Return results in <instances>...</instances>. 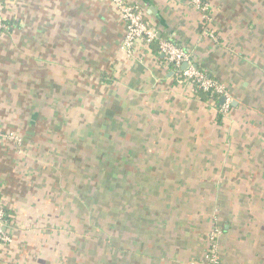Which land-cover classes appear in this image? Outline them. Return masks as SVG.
Segmentation results:
<instances>
[{
  "label": "crops",
  "instance_id": "obj_1",
  "mask_svg": "<svg viewBox=\"0 0 264 264\" xmlns=\"http://www.w3.org/2000/svg\"><path fill=\"white\" fill-rule=\"evenodd\" d=\"M129 1L230 109L158 42L129 55L111 0H2L0 264H204L215 227L221 264H264V0Z\"/></svg>",
  "mask_w": 264,
  "mask_h": 264
},
{
  "label": "built area",
  "instance_id": "obj_2",
  "mask_svg": "<svg viewBox=\"0 0 264 264\" xmlns=\"http://www.w3.org/2000/svg\"><path fill=\"white\" fill-rule=\"evenodd\" d=\"M117 7L126 25V33L123 39V49L133 55L135 49L141 43L151 45L158 41L159 54L163 55L165 62L175 68H181L182 64L187 62V67L181 72L184 81L193 83L197 90L210 91L219 97L224 96L225 100L221 104V111L226 113L231 106V96L224 84L209 76L205 71L198 68L191 60L190 52L170 39L160 38L157 29L147 18V9L141 4L130 2L129 0H111ZM2 0H0L1 4ZM195 6L202 11V19L209 22L207 13L209 6L205 0H192ZM8 23L0 14V35L8 30ZM213 36V33L208 31ZM215 103V101H212ZM0 141L14 143L18 150L24 146V138L15 130L2 129L0 125ZM11 226L8 213L0 198V249L6 247L12 242V234L8 231ZM204 264H221L218 251L213 240L204 255Z\"/></svg>",
  "mask_w": 264,
  "mask_h": 264
},
{
  "label": "trees",
  "instance_id": "obj_3",
  "mask_svg": "<svg viewBox=\"0 0 264 264\" xmlns=\"http://www.w3.org/2000/svg\"><path fill=\"white\" fill-rule=\"evenodd\" d=\"M149 15H147L148 18ZM158 42V41H156ZM159 45V44H158ZM158 49V46H157ZM197 94L202 99L203 101H215V103H219L220 97L215 94L214 92H208V91H203V90H197Z\"/></svg>",
  "mask_w": 264,
  "mask_h": 264
},
{
  "label": "water",
  "instance_id": "obj_4",
  "mask_svg": "<svg viewBox=\"0 0 264 264\" xmlns=\"http://www.w3.org/2000/svg\"><path fill=\"white\" fill-rule=\"evenodd\" d=\"M152 12H153L154 14H157V11H156V8H155V7H151V8L147 11L148 14H151ZM191 60H193V57H192V56H191ZM187 65H188L187 62L183 63L182 66H181V70L185 69V68L187 67ZM224 100H225L224 96H221V97H220V100H219L220 104H222V103L224 102Z\"/></svg>",
  "mask_w": 264,
  "mask_h": 264
},
{
  "label": "rangeland",
  "instance_id": "obj_5",
  "mask_svg": "<svg viewBox=\"0 0 264 264\" xmlns=\"http://www.w3.org/2000/svg\"><path fill=\"white\" fill-rule=\"evenodd\" d=\"M226 87V86H225ZM227 88V87H226ZM7 127H5L6 129ZM2 129H4V127L2 126ZM9 129V128H7ZM14 147H15V144L14 143H11ZM222 233V230L219 228V227H215L214 231L211 233V239L213 240V236L214 238L218 237L220 234ZM216 246V244H215ZM216 249H217V246H216Z\"/></svg>",
  "mask_w": 264,
  "mask_h": 264
}]
</instances>
